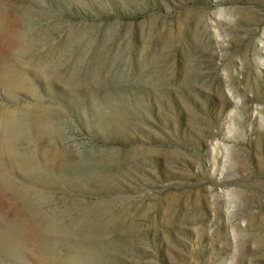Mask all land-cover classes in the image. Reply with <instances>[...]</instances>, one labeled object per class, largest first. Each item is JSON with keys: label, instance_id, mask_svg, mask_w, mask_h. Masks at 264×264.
I'll return each instance as SVG.
<instances>
[{"label": "rangeland", "instance_id": "1", "mask_svg": "<svg viewBox=\"0 0 264 264\" xmlns=\"http://www.w3.org/2000/svg\"><path fill=\"white\" fill-rule=\"evenodd\" d=\"M0 4V177L32 200L0 206V264H264V0Z\"/></svg>", "mask_w": 264, "mask_h": 264}, {"label": "bare ground", "instance_id": "2", "mask_svg": "<svg viewBox=\"0 0 264 264\" xmlns=\"http://www.w3.org/2000/svg\"><path fill=\"white\" fill-rule=\"evenodd\" d=\"M0 3H1V0H0ZM11 17L12 16H10L9 13L5 12L4 10H2L1 4H0V50H2V51H8L9 42L12 41V39H13L12 38L13 37V35H12V33H13L12 31L13 30L11 29V25L13 23V19ZM24 39L25 38H23V37H19V38L15 39V43L18 44L19 46H21V50H20L21 52H25L26 51L25 40ZM32 67L34 68V70L36 72H39L40 69H41V66L38 63L33 64ZM0 79H3L4 82H7L8 87L15 89V88H21L20 84L23 81L24 76L23 75L21 76L19 73L13 72L12 69L8 65L5 64V65H1V68H0ZM4 117H5L4 127H5V131L7 132L6 133V138L4 139L5 141H3L4 142V147H5V152L9 156L12 155L13 158H14V156H16V152H15V149H14V144H15V141H14L15 140V135L14 134H15V130L18 129V123L14 119L12 113L9 112V110L5 113ZM36 128H38V127H36ZM22 157H24V156H22ZM16 164H17V167L19 166L21 169H23L22 170L23 172L24 171H28L29 173H34L35 169H37V164H35L33 161H29V160H26V159L22 160V159L19 158L16 161ZM3 172H1L2 177H0V178H2V181H1L2 185L1 186L4 189V190L2 189V192L4 193V195L6 197V200H5V202L3 201V199L0 200V206H2L3 204L5 205L6 203L9 202L10 199H13V198L17 199L16 201H18V200L24 201L26 203L25 205L31 204L32 200L30 198L26 197V195L22 192L23 190L21 191L20 189L15 187L12 184V182H11L13 180L10 179L9 176H7V175L5 176L4 174H2ZM48 217H46V216H43L42 218H39V217H33V218L32 217H24L22 219H18L21 227H20L19 231H16V230L15 231L20 233L21 236L24 235V236H26V237H28V238H30L32 240H35V239L37 240L40 237H44L45 235H53V234L57 235V233H60V228H59L57 223L52 218H48ZM16 232L13 233V234H18ZM66 233H67V231H66ZM11 239L12 238L10 237V234L8 235V234L0 231V241L2 242V245L4 247L3 250H4L5 254H6V256H14V254H15L14 248L11 247V245L8 243V242H10Z\"/></svg>", "mask_w": 264, "mask_h": 264}]
</instances>
